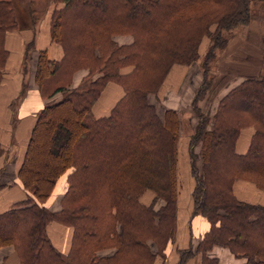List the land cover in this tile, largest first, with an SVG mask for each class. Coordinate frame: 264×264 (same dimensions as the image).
Segmentation results:
<instances>
[{
  "label": "trees",
  "instance_id": "16d2710c",
  "mask_svg": "<svg viewBox=\"0 0 264 264\" xmlns=\"http://www.w3.org/2000/svg\"><path fill=\"white\" fill-rule=\"evenodd\" d=\"M252 1L56 0L61 6L51 14L50 35L63 56L53 60L39 50L33 79L45 99L64 94L37 113L17 172L28 195L0 212V247L12 245L20 264H152L165 256L176 233L181 121L171 107L159 115L148 94L159 90L173 64L195 62L207 36L188 139L193 212L210 224L196 250L200 264H221L208 254L214 246L243 258L240 264H264V204L239 199L233 191L237 178L264 190L262 57L250 42L232 44L233 30L252 17ZM16 28L12 0H0V80L8 54L4 37ZM116 35L130 41L119 43ZM79 69L97 75L88 81L89 74L83 76L81 87L71 89ZM234 76L241 79L229 86ZM110 82L121 86L122 95L97 117L92 106ZM226 87L213 112L204 111L201 102ZM64 106L75 112V122L52 118ZM246 127L253 132L240 153L235 144ZM49 135L46 176L35 180L30 164L38 161ZM67 170L60 208L48 209L43 203ZM146 190L154 193L148 204L140 200ZM52 220L72 227L66 253L47 235ZM177 251L175 264L193 255L191 248Z\"/></svg>",
  "mask_w": 264,
  "mask_h": 264
},
{
  "label": "crops",
  "instance_id": "0c3cea01",
  "mask_svg": "<svg viewBox=\"0 0 264 264\" xmlns=\"http://www.w3.org/2000/svg\"><path fill=\"white\" fill-rule=\"evenodd\" d=\"M57 6H61V3H57ZM44 18L40 23L41 27H36L37 21L33 23V27H29V24H31L29 21L25 31L18 32V27L6 32L4 37V47L7 49L8 54L0 80V212L25 199L28 195V191L21 185L17 177V172L22 162L37 113L47 100L42 96L33 79L36 54L39 50H45L48 58L53 60H59L63 56L62 45L51 38L49 14L44 16ZM262 28L264 30V24ZM29 42L36 47L32 49L29 59L26 60L25 48ZM46 43L47 45H45ZM188 70L184 69V66L181 65H172L169 69L168 77L166 76V79L160 86L162 91L159 92H162L163 95L164 90L172 86L177 79L178 81L183 80L185 76H188ZM76 72L73 74L72 80L76 77ZM199 77L200 74L199 76L196 74V79H199ZM110 88H113L115 91L118 90L117 92L114 91L115 101L123 92L121 86L114 82L108 83L92 106V112L97 117L108 114V110L113 106H109L108 113L95 114V109L104 97L103 94ZM104 106H106L105 103ZM166 107L168 106L166 105ZM169 107L177 109L176 103L173 106L169 105ZM252 132V127L242 129L235 144L237 152L242 153L246 150ZM177 145V173L181 187L184 174L189 173L188 170L190 171V158L187 147L188 138L185 144V139L183 141L179 136ZM186 159L188 161L187 171L185 165ZM69 171L67 170L57 178L52 193L43 203L48 209L58 210L60 208L61 197L67 188V175ZM193 186L194 181L191 179L188 184L189 190L187 189V196L184 200L180 199V188L178 189L174 240L166 245L164 250L165 256L163 258L156 257L152 264H175L179 260L177 250L184 248H191L193 251V255L186 260L185 264H200V253L196 250V246L204 233L209 229L210 224L205 217L193 212L191 197ZM233 191L239 199L262 203L250 199L253 195L257 194V197L260 195L258 194L257 187L255 188L254 185H250L249 181H236L233 184ZM145 196L144 192V195L140 196V200L145 204L150 203L151 200H144ZM56 229L65 234L66 238L64 241L61 242L60 239L54 238L52 232ZM46 232L52 244L59 251L66 253L69 250L72 227L52 220L46 224ZM221 247H212L208 251V254L218 257L221 264H239L238 260L234 259V254L228 248ZM0 264H20L12 245L0 247Z\"/></svg>",
  "mask_w": 264,
  "mask_h": 264
},
{
  "label": "rangeland",
  "instance_id": "374dc122",
  "mask_svg": "<svg viewBox=\"0 0 264 264\" xmlns=\"http://www.w3.org/2000/svg\"><path fill=\"white\" fill-rule=\"evenodd\" d=\"M54 2H56V0H12L15 15L18 19V27H19L18 29L19 30L17 29V31L18 32L25 31L26 30L25 28H27L29 21L31 22V24H29V27L30 26L33 27L34 26L33 23H35L36 21H37L36 27H41L40 23L42 22V20L45 19L44 16L49 14L51 18V14L53 10H55V8H58L57 3L54 4ZM251 3H252V17L248 24L240 25L233 30V36H234L233 38L235 39V41L232 42V44L237 43L239 41H241L242 43L246 41V42H250L251 45L253 44L255 51L257 50L260 53V55L257 53L258 56L262 57L261 59L262 65L260 66L263 69L264 68V30H262L263 29L262 25L264 24V0H253ZM80 12L81 11L79 10L78 13ZM114 39H116L119 43L130 41L129 36L116 35ZM208 43H209V38L207 36H204L200 40V43L198 46L200 55L195 62L188 64V65L175 64V65L184 66V69H189L188 76H185L183 80H180V81H178L177 79L176 82L173 83V85L171 84L172 86H169L166 90H164L163 95H162V92H159V91H162L161 88H159V90H157L156 92H149L148 94L149 101L152 104H154L159 115L162 114L163 109L166 107V105L169 107V105L173 106L176 103V107H177L176 110L179 111L180 121H181L179 136L181 137L183 141L185 139V144H186L187 138L189 139L190 132L192 131V128H194V124L196 122V117L194 116V113L192 112V108H191V100L195 94L198 84H200L202 80L201 61L203 59V55L206 52ZM45 45H47V43ZM34 47L36 46H34L31 42L27 43V46L25 48L26 60L29 59L32 53V49ZM222 54H223L222 50L217 52L216 58L218 57L219 59L220 56H222ZM131 67H132L131 65L125 66L122 68V71H128L131 69ZM210 69H211L210 72L214 71L215 66L213 65V63L211 64ZM87 72L88 71L86 69H81L80 71L76 72V77H74V79L70 82L68 87L71 89L80 88L82 85V82L85 81L83 80V76L85 75L87 76L89 74V73L87 74ZM196 74L198 76L200 74L199 79H196ZM96 75L97 73L95 71L91 72L86 78V81L94 78ZM166 76L168 77V73L166 74ZM166 76H165V79H166ZM240 79H241L240 77L234 76V78H232L233 82L231 81L229 86L233 85L235 82H237ZM226 89L227 87L221 88L220 93H218L217 95L215 94L213 95L212 93L208 95L207 98L203 100L204 102L203 103L201 102L203 110L209 113H212L216 106L217 97L223 94L226 91ZM114 91L115 90L113 88L106 90L105 94H103L104 97L102 98V101L100 102L99 106L95 109L96 115H100V114L107 112L109 106L113 105V103L115 102ZM117 91L118 90H116L115 92ZM63 94L64 92H61V91L56 92L51 98L47 99L45 103L59 100ZM104 103L106 104V106H104ZM109 111L110 110H108V112ZM74 113L75 112L72 109L70 110L69 107L64 106L62 108H59V110H57L53 114H51V116L52 118L64 117V118L70 119L72 122H75V118H73ZM54 124H55V120L53 121V125H52L53 127L51 131L54 129V126H55ZM49 138H50V135L46 136L45 146L41 149V152L39 153L38 161H36L35 163L33 162V164H30V166L32 165V168L35 170V175H36L35 180L36 178L45 179L46 168L44 167H46L45 165L49 163V156L47 155L45 151L47 149V143L49 142ZM178 141H179V138H178ZM195 150H198V147H196ZM197 162L199 163V160H197ZM185 163H186L185 165L187 167L186 168V171H187L188 169L187 159ZM189 164H190V161H189ZM188 172L189 173H186L183 176V184L181 183V187L179 185L180 199H183V200L187 196V189H188L189 182L191 181V179L192 181H194V177L192 176V174H190L191 172L189 170ZM240 180L249 181L246 179L237 178L234 180V183ZM249 184L254 185L256 188L255 183H253L252 181H249ZM257 190L260 196L257 197L258 195L256 194L250 197V199L255 200L256 202L264 203V190L258 187H257ZM145 195L146 196L144 200H152L154 197V193L151 190H146ZM52 234L54 238L60 239L61 242L64 241L66 238L65 234H63L57 229L54 232H52ZM152 247L154 248L153 245ZM108 252L109 250H103L100 253L105 254ZM233 257L234 259L238 260L239 264L242 263L244 260L241 257H235V256Z\"/></svg>",
  "mask_w": 264,
  "mask_h": 264
}]
</instances>
